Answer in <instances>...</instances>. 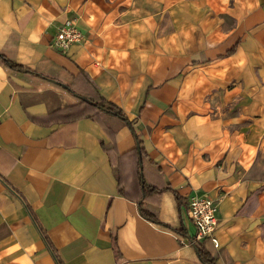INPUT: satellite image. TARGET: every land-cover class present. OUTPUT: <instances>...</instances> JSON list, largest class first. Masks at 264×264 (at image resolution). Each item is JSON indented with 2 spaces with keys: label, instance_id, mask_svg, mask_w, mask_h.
Listing matches in <instances>:
<instances>
[{
  "label": "crops",
  "instance_id": "0c3cea01",
  "mask_svg": "<svg viewBox=\"0 0 264 264\" xmlns=\"http://www.w3.org/2000/svg\"><path fill=\"white\" fill-rule=\"evenodd\" d=\"M0 54V264H204L201 194L264 264V0H0Z\"/></svg>",
  "mask_w": 264,
  "mask_h": 264
},
{
  "label": "built area",
  "instance_id": "2783aa9c",
  "mask_svg": "<svg viewBox=\"0 0 264 264\" xmlns=\"http://www.w3.org/2000/svg\"><path fill=\"white\" fill-rule=\"evenodd\" d=\"M83 39L84 34L78 27L76 19L70 18L61 26L56 44L58 47L68 49L73 44L81 43ZM187 210L196 227L194 242L210 240L216 248L220 247V241L215 234L219 224L217 199L208 194L194 195L189 198Z\"/></svg>",
  "mask_w": 264,
  "mask_h": 264
},
{
  "label": "trees",
  "instance_id": "16d2710c",
  "mask_svg": "<svg viewBox=\"0 0 264 264\" xmlns=\"http://www.w3.org/2000/svg\"><path fill=\"white\" fill-rule=\"evenodd\" d=\"M0 59H1L4 63H6V64H8V65H10V66H12V67H14V68H16V69H19V70H22V71H26V72H32L31 69H29V68H27V67H25V66H23V65H20V64L14 62V61L8 59V58L5 57L4 55H1V54H0ZM94 105L97 106L99 109H100V108H101V109H104V110H106V111H108V112H111V113H113V114L118 115V116L121 117V118H126V115H125L124 111L122 110V108H120V107H119L118 105H116L115 103L110 102V101H108V100H106V99H101V100H99L97 103H95ZM141 154H142V157H144V150H143V149H141ZM177 199L180 201V196L177 195ZM142 211H143V214H144L148 219L153 220V221H155V222H159V221L157 220L155 214H153V213H151V212H148V211H146V210H142ZM179 231H180L182 234L187 235L185 229L181 228V229H179ZM193 241H194V239H193ZM194 243H195V244H194L195 247H196L197 250H198L199 256H200V258H201V260L203 261L204 264H216V260H215V258L210 254V252H209V251H208V250H207V249H206L201 243H198V242H194Z\"/></svg>",
  "mask_w": 264,
  "mask_h": 264
}]
</instances>
